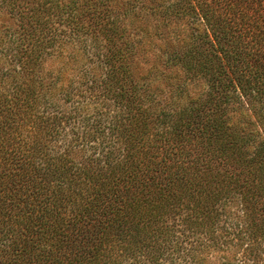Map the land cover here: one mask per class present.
<instances>
[{"label":"trees","instance_id":"1","mask_svg":"<svg viewBox=\"0 0 264 264\" xmlns=\"http://www.w3.org/2000/svg\"><path fill=\"white\" fill-rule=\"evenodd\" d=\"M208 1L43 0L25 13L33 21L21 17L25 60L8 62L11 41L0 39V76L22 74L33 85L9 100L0 90V264H210L207 243L190 239L223 236L231 205L253 241L264 236V143L249 142L260 134L255 117L264 120V0ZM46 6L75 33L66 44L46 39L45 26L27 29L47 24L35 20ZM84 37L99 40L86 55L104 58L123 124L117 115L100 130L102 107L90 124L81 106H45L49 119H37L46 97L37 83L51 93L43 80L56 85L72 72L36 80L37 53L62 55ZM190 75L201 90L192 92ZM68 115H85L84 129L68 131Z\"/></svg>","mask_w":264,"mask_h":264},{"label":"rangeland","instance_id":"2","mask_svg":"<svg viewBox=\"0 0 264 264\" xmlns=\"http://www.w3.org/2000/svg\"><path fill=\"white\" fill-rule=\"evenodd\" d=\"M4 0H0V39L2 38L3 41H11V43L8 44L7 52H5L6 56L5 58L8 60H14V58H24L22 54L20 53V43L21 41L18 39L20 37V34L23 33V30H20L19 26L22 22H25L26 24L33 21L30 18H27L30 15H27L25 13L28 12V10L31 7L37 6L39 3H43V0H7L6 4H11L9 7H5L2 2ZM214 2L217 0H209L208 2ZM49 6H46V8L42 9L41 12L37 15L38 17L35 18V20H41L42 23H47L45 25H39L36 23L32 24V27L28 26L27 29L31 30L34 28H40V27H47L50 30V34L48 35V30L45 28V34L44 37L46 39H53L56 38L55 46H57L61 41L65 42V38L69 37L70 35H75V33L70 34V29L66 28L64 26V22L59 19L53 12L49 13L47 11H43L45 9H48ZM61 7V6H60ZM60 7L55 8V10H60ZM22 17V18H21ZM21 18V19H20ZM67 18V17H66ZM65 18V19H66ZM15 30L18 32L17 37L14 40V38L11 37V35L15 32ZM101 31L104 29H100ZM53 37V38H52ZM103 37V36H102ZM23 38L27 41L28 36ZM77 48H69L68 45H65L64 52L62 55H60L58 52H54L52 54H48L47 52L50 51V49L46 52L45 50H41V52H38L37 54L42 55L41 61L43 62V67H40L37 69V72L35 73V79L40 81L46 74L48 73V70L50 72H56L60 68H72L71 75L66 82H60L56 85H52L48 79H44L43 83L46 82L50 86V88L53 90L51 93L47 92L46 89L39 87V84L37 83V86L35 87L36 90H39L43 93H45V96L39 97V104H41V108L38 110V115H40V118H37L39 121H47L49 119V113L44 110L45 106H47L50 109H61L65 108L66 110L73 112L75 111L76 106H81L78 108L77 114H82L83 111L87 112V119H89V124L94 122V110L97 108H101V112L104 113L103 117L104 120L102 121V125L100 126V130H103L105 126L107 125L106 120L109 118L113 120V117H116L117 115L119 118H121L122 124L127 122V116H123L124 107H122V101L117 96L118 90L115 88L114 84L112 83V73L109 74V72H105L103 68V61L104 58L102 56L100 61H94L90 62L87 55L86 50L94 54L98 51L97 47H94L95 44L99 40H91L90 38L84 37L80 40H78ZM93 42V43H90ZM72 43V42H67ZM102 43V42H100ZM66 44V42H65ZM7 45V44H6ZM5 45V46H6ZM96 46H98L96 44ZM2 50V49H1ZM74 51H76L72 57V59L69 57ZM44 53V54H43ZM62 56V57H61ZM3 62L8 64V62L4 61L2 56ZM25 60V59H20ZM15 66L16 63H11ZM97 68V70H93V68ZM91 69V70H90ZM2 74V73H0ZM92 74H97L94 77H92ZM194 74V73H192ZM99 76V77H98ZM111 76V77H110ZM98 77V81L95 80V78ZM25 77L21 74H10V76L4 78L0 76V90H2L1 94L2 96H6V100L11 98L13 93H16L17 91L21 90L22 88H27L29 85L33 86L28 82V80L24 79ZM48 78V75H47ZM97 83L99 85V89H88L86 85L88 84H94ZM92 84V86H93ZM108 86L109 90L106 95V99L101 98V93L104 92V86ZM190 87H194L192 89V92L201 90V86H197V80L194 75H190ZM52 94H55L56 96L53 97ZM60 94V95H59ZM99 96V97H97ZM108 96V97H107ZM116 100V101H115ZM247 100L246 97H242L241 100H238V102H244ZM125 104V101H123ZM1 103V102H0ZM93 103V104H89ZM67 115V114H66ZM71 117V118H70ZM85 117V115L81 117L78 116H65L63 118V121L65 119V122L69 125L68 131L70 130V127H77L78 129H84L82 126L84 124H80L79 121H81ZM92 117V118H91ZM35 119V118H33ZM72 119V120H67ZM94 119V120H90ZM255 123L259 125L257 127L254 124V127H257V130L260 131V134H255L253 139H251L249 142H251V145L261 144L264 143V132H263V126H264V120L260 118L255 117ZM37 120H35L36 123ZM64 122V124H65ZM88 122V121H86ZM253 128V127H252ZM97 130V129H96ZM256 129H254L255 131ZM253 131V132H254ZM95 133V132H89ZM108 137V135L106 134ZM95 138L96 136L93 135L91 138ZM61 138V136L59 137ZM109 138V137H108ZM255 138V140H254ZM92 146H95L96 144H100L103 141V138L98 136V139L94 141L92 140ZM84 150L88 154H92L93 150L85 144ZM2 170H5V165H2ZM1 170V171H2ZM233 210L228 212L229 215L224 216L221 220L220 225L225 226L227 228L226 230L220 231L223 236L218 237L217 239H214L213 237L209 236H202V238H196L193 237L190 239L189 243L199 244L198 242H205L207 243V246L210 248L209 252H211L214 257L211 258L210 264H228L227 260L232 261L234 257H242L244 253L249 254L248 262L250 264H264V236L263 237H255L254 241L250 238L251 235V228L249 226V223L244 220L243 213L236 208V206L231 205ZM254 242V243H253ZM3 248V246L1 247ZM248 249V250H246ZM245 251V252H244ZM225 258V259H224ZM229 258V259H228Z\"/></svg>","mask_w":264,"mask_h":264}]
</instances>
